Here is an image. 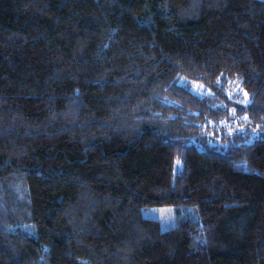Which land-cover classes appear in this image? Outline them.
<instances>
[{
  "label": "trees",
  "instance_id": "16d2710c",
  "mask_svg": "<svg viewBox=\"0 0 264 264\" xmlns=\"http://www.w3.org/2000/svg\"><path fill=\"white\" fill-rule=\"evenodd\" d=\"M0 264H264V0H0Z\"/></svg>",
  "mask_w": 264,
  "mask_h": 264
},
{
  "label": "rangeland",
  "instance_id": "374dc122",
  "mask_svg": "<svg viewBox=\"0 0 264 264\" xmlns=\"http://www.w3.org/2000/svg\"><path fill=\"white\" fill-rule=\"evenodd\" d=\"M189 88L197 96H208L211 93L209 89L195 82L189 84ZM229 94L232 99L238 100L239 103L244 104L248 101L246 95L241 92L238 83L232 84ZM143 216L158 220L161 228L165 230L174 226L180 219H196L197 209L195 206L156 207L143 210Z\"/></svg>",
  "mask_w": 264,
  "mask_h": 264
}]
</instances>
